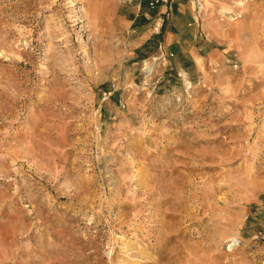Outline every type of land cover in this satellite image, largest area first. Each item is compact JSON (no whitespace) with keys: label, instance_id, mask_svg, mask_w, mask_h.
<instances>
[{"label":"rangeland","instance_id":"rangeland-1","mask_svg":"<svg viewBox=\"0 0 264 264\" xmlns=\"http://www.w3.org/2000/svg\"><path fill=\"white\" fill-rule=\"evenodd\" d=\"M0 264H264V0H0Z\"/></svg>","mask_w":264,"mask_h":264},{"label":"built area","instance_id":"built-area-1","mask_svg":"<svg viewBox=\"0 0 264 264\" xmlns=\"http://www.w3.org/2000/svg\"><path fill=\"white\" fill-rule=\"evenodd\" d=\"M158 1V0H157ZM237 245H238V243H237Z\"/></svg>","mask_w":264,"mask_h":264}]
</instances>
